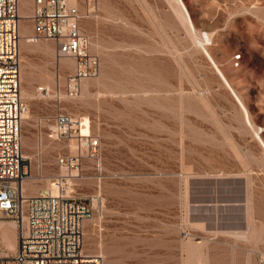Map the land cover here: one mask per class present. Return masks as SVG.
<instances>
[{
	"label": "rangeland",
	"instance_id": "374dc122",
	"mask_svg": "<svg viewBox=\"0 0 264 264\" xmlns=\"http://www.w3.org/2000/svg\"><path fill=\"white\" fill-rule=\"evenodd\" d=\"M182 1L253 126L174 0H98L93 12L78 1L100 73L77 99L65 98L72 58L60 59L52 40L20 43L21 91L31 92L23 96L26 192L50 189L61 176L57 156L77 155L75 140L51 138L57 115L86 117L101 150L82 152L71 189L102 198L84 224V252L104 264H238L233 240L214 231H247V197L253 227L264 229V150L255 138L264 141V0ZM41 86L49 97H39ZM248 250L258 264L264 249L249 242Z\"/></svg>",
	"mask_w": 264,
	"mask_h": 264
},
{
	"label": "built area",
	"instance_id": "2783aa9c",
	"mask_svg": "<svg viewBox=\"0 0 264 264\" xmlns=\"http://www.w3.org/2000/svg\"><path fill=\"white\" fill-rule=\"evenodd\" d=\"M33 3L29 20L32 43L52 40L58 57L74 60L67 78L66 99L81 95L82 82L96 78L100 61L91 51L90 38L81 30L79 6L70 0H0V221H12L18 232V249L0 264H104L101 255L84 252V224L103 204L94 195L89 200L72 195V170H79L82 152L97 158L100 140L82 135L83 120L59 114L51 138L76 140L77 155L57 156L66 175L54 179L46 193L28 195L24 184L31 179L23 156V122L29 111L21 94L20 7ZM94 10L98 0H77ZM91 12V11H90ZM93 12V11H92ZM41 99L49 97L46 87H38ZM80 153V154H79ZM79 154V155H78ZM264 264V256L258 258Z\"/></svg>",
	"mask_w": 264,
	"mask_h": 264
},
{
	"label": "crops",
	"instance_id": "0c3cea01",
	"mask_svg": "<svg viewBox=\"0 0 264 264\" xmlns=\"http://www.w3.org/2000/svg\"><path fill=\"white\" fill-rule=\"evenodd\" d=\"M79 3V2H78ZM28 8V12H25V9ZM33 8V3L31 1H23L21 3L20 7V32H22L23 36H30L33 29H30L31 22L28 19ZM22 19H26L27 22L23 21ZM32 25V24H31ZM20 40H21V34H20ZM70 67H73V61L68 60L67 62ZM30 89V86H29ZM27 189V184H26ZM39 193V190L30 191L28 195H36ZM246 206H247V231L244 232V234L241 233V231H214L216 234V237L219 235H224L234 242L232 245V252H231V263H238V264H257V263H251V259L253 257V252L251 253L250 250H248L249 242L253 244V247L264 249V229L258 230L253 227L252 223V206H251V200L249 197L246 199ZM239 221H236L235 225H238ZM230 235H227V233ZM233 234H231V233ZM240 232V234L238 233ZM243 232V231H242ZM248 232V233H247ZM236 233V234H234ZM249 234V235H248ZM237 235V236H236ZM241 236V238L239 237ZM232 236V237H231ZM234 236V237H233ZM245 236V239L243 237ZM249 236V237H248ZM238 237V238H236ZM241 239V240H240ZM249 239V240H247ZM263 242V243H262ZM241 246L240 252H241V260L239 262H235L236 258V251L239 249L238 246ZM18 249V232L15 224L12 221L4 220L0 221V258L4 257H10L13 256ZM249 252V253H248ZM248 253V254H247ZM205 263V262H204Z\"/></svg>",
	"mask_w": 264,
	"mask_h": 264
},
{
	"label": "bare ground",
	"instance_id": "6f19581e",
	"mask_svg": "<svg viewBox=\"0 0 264 264\" xmlns=\"http://www.w3.org/2000/svg\"><path fill=\"white\" fill-rule=\"evenodd\" d=\"M174 2L176 3V6H175V15L177 14L179 16V18L181 20H183V23L187 24L188 26V29L190 32H192L195 37L197 38L198 40V44H199V47L201 48V50L203 51V53L205 54V56L208 58L209 62L212 64V66L214 67L217 75L219 76V78L222 80V82L224 83V85L230 90V92L233 94V97L235 98L236 102L238 103V105L240 106V108L242 109V112H243V116H244V120L246 122V119L248 121V123L250 124V126H253L252 123H251V120H250V116H249V112L246 108V106L244 105V103L242 102V100L240 99V97L237 95V93L235 92V90L232 88L231 84L229 83L228 79L226 78V76L224 75V73L222 72V70L218 67V65L216 64V62L214 61L213 57L211 56V54L209 53V51L207 50V45L211 44V37L206 34V36H197V33H196V30L194 28V25H193V22L191 20V17L189 15V12L184 4V2L182 0H174ZM70 3L71 5H76V6H79L78 4V1L77 0H70ZM175 5V4H174ZM174 7V6H173ZM92 12L94 10H92V8L90 7L89 8V12ZM176 15V16H177ZM177 16V17H178ZM178 18V19H179ZM29 19V18H28ZM32 33H33V30H32ZM32 33L30 34V36H23L22 32H20L21 34V40H20V43L22 44V46H28L30 43H32L30 37L32 35ZM42 39H39L38 41H40ZM67 57H63V58H60V59H66ZM65 61V60H64ZM65 65L67 64L66 62H64ZM21 79V77H20ZM83 83V82H82ZM82 86V90L85 92L87 90V83L85 82V84L81 85ZM87 92V91H86ZM21 94L22 96H31V92L28 88L24 87L21 91ZM66 97V96H65ZM247 123V122H246ZM81 129H82V135L83 136H88L90 133V124H89V120L85 117L84 121H83V124L81 125ZM256 132V131H255ZM255 138L258 140V142L260 143L262 149L264 150V141L262 140V137L260 136L259 133H257L255 135ZM71 140H74V139H71ZM76 141V140H75ZM75 148H76V151L77 150V147H76V142H75ZM25 154V155H24ZM23 156L24 158L26 159L27 161V158H29V156L24 153ZM66 175V170L65 169H61V176L59 177H62ZM71 176L74 177V178H78L80 175H79V170L76 169V170H72V173H71ZM28 183V181L24 184V189L26 191V184ZM52 185V183H50ZM51 189V187H50ZM50 189H48L47 191H49ZM70 190L72 191V189L70 188ZM47 191H39V193H46ZM73 192V191H72ZM27 193V192H26ZM38 193V194H39ZM28 194V193H27ZM247 203V202H246ZM220 232V231H219ZM225 232V231H224ZM228 232V231H227ZM226 232V233H227ZM237 232V231H235ZM231 233V232H229ZM240 234V232H238ZM242 234H244V232H241ZM246 233V232H245ZM248 233V232H247ZM233 234V233H231ZM236 234V233H234ZM227 235H229L227 233ZM249 235V234H248ZM230 236V235H229ZM237 236V235H236ZM232 237V236H231ZM234 237V236H233ZM239 237L241 238V236L239 235ZM249 237V236H248ZM238 238V237H236ZM243 239H245V236L243 237ZM241 240V239H240ZM249 240V239H247ZM263 243V242H262Z\"/></svg>",
	"mask_w": 264,
	"mask_h": 264
}]
</instances>
